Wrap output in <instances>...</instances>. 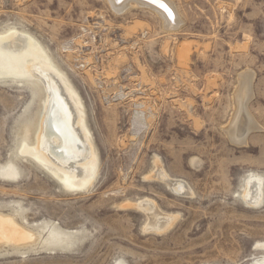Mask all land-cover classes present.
Listing matches in <instances>:
<instances>
[{
    "label": "rangeland",
    "instance_id": "1",
    "mask_svg": "<svg viewBox=\"0 0 264 264\" xmlns=\"http://www.w3.org/2000/svg\"><path fill=\"white\" fill-rule=\"evenodd\" d=\"M168 1L171 29L149 8L117 13L110 0H0V35L40 46L79 99L96 155L86 189L60 186L20 150L40 130L41 82L0 77V214L35 237L0 242V264L264 259V0ZM245 74L257 129L230 138ZM250 179L257 205L243 197ZM51 229L70 235L64 245L44 246Z\"/></svg>",
    "mask_w": 264,
    "mask_h": 264
},
{
    "label": "bare ground",
    "instance_id": "2",
    "mask_svg": "<svg viewBox=\"0 0 264 264\" xmlns=\"http://www.w3.org/2000/svg\"><path fill=\"white\" fill-rule=\"evenodd\" d=\"M110 4L117 13H121L124 10L126 11L130 5H137L143 8L146 7L153 10L161 17L166 27L168 26L171 29L178 26L179 19L174 10L175 8L168 0H154L153 4L162 6V9L143 0H110ZM163 8L171 12L170 17H174L172 22L167 19L169 16L165 13ZM18 33L12 31L5 35H0V61L2 62V65H0V77L13 78L14 80L16 78L20 80L21 77H24V79L37 78L45 91L40 130L36 136L35 145L34 147H30L26 142H23L20 150L22 153L31 156L40 166L45 167L49 173L46 172L58 181L61 184L60 186L67 191L77 192L86 189L95 175L96 155L88 137L89 133L84 122L82 105L72 88L65 82L62 75L54 69L40 46L31 37ZM249 75L251 74L249 73ZM241 77V83L239 82L241 84V86H239L240 89L238 87L239 91H236L235 110L233 109L234 116L230 127L227 129L228 134L225 133L227 136L229 135L230 138H233L236 133L237 136H240L244 131L248 132L247 130L253 129L256 125L254 121L253 123L255 125L252 127V121L250 119L246 120L247 118L245 117V98L248 92H250L247 83L249 76L245 74ZM250 95L248 97H250ZM256 127L257 126H255V128ZM226 128H224V130H226ZM15 174L16 172L14 169L8 168L5 169L1 175L5 178H13ZM167 181L171 183L173 180L168 179ZM246 183L247 186L243 197L247 203L257 205L260 200V183L257 179H250V181ZM176 184L178 183L174 181L173 185ZM169 186H171V184H169ZM179 186L180 185H177V188ZM181 186L183 187V185ZM173 188L172 191H174ZM145 206L148 207L147 209L149 212L152 210L149 207L150 204L147 203ZM149 212L148 214H150ZM155 220V223L152 224L162 226L161 220ZM169 225L171 224L169 223ZM146 227L148 228V226ZM69 236V234L51 229L43 241L44 246L49 248L61 247L65 244V240H67ZM32 238L35 237L15 222L13 217L0 214V242L15 244L31 240ZM255 262L256 264H264V259Z\"/></svg>",
    "mask_w": 264,
    "mask_h": 264
},
{
    "label": "water",
    "instance_id": "3",
    "mask_svg": "<svg viewBox=\"0 0 264 264\" xmlns=\"http://www.w3.org/2000/svg\"><path fill=\"white\" fill-rule=\"evenodd\" d=\"M143 1H146V2H148V3H150V4H153V3H154V2H151L152 0H143ZM153 5H155L156 7H159V8L162 9V6H160V5H158V4H153ZM163 9H164L165 13H166L168 16L171 15V12H170V11L166 10V8H163Z\"/></svg>",
    "mask_w": 264,
    "mask_h": 264
},
{
    "label": "snow or ice",
    "instance_id": "4",
    "mask_svg": "<svg viewBox=\"0 0 264 264\" xmlns=\"http://www.w3.org/2000/svg\"><path fill=\"white\" fill-rule=\"evenodd\" d=\"M152 2H154V0H152ZM169 18H170V16H169Z\"/></svg>",
    "mask_w": 264,
    "mask_h": 264
}]
</instances>
